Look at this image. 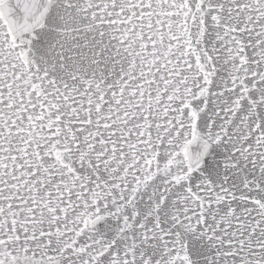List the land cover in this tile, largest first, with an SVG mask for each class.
I'll return each mask as SVG.
<instances>
[{
  "label": "snow or ice",
  "instance_id": "1",
  "mask_svg": "<svg viewBox=\"0 0 264 264\" xmlns=\"http://www.w3.org/2000/svg\"><path fill=\"white\" fill-rule=\"evenodd\" d=\"M0 264H264V0H0Z\"/></svg>",
  "mask_w": 264,
  "mask_h": 264
}]
</instances>
